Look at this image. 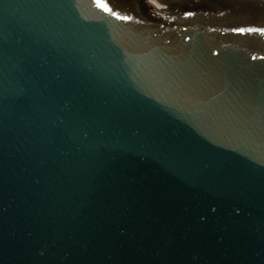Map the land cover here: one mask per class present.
<instances>
[{
	"label": "water",
	"instance_id": "1",
	"mask_svg": "<svg viewBox=\"0 0 264 264\" xmlns=\"http://www.w3.org/2000/svg\"><path fill=\"white\" fill-rule=\"evenodd\" d=\"M0 264H264V0H0Z\"/></svg>",
	"mask_w": 264,
	"mask_h": 264
}]
</instances>
